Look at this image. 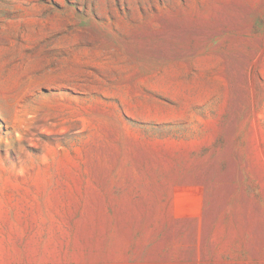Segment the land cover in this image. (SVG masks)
<instances>
[{"label":"rangeland","instance_id":"374dc122","mask_svg":"<svg viewBox=\"0 0 264 264\" xmlns=\"http://www.w3.org/2000/svg\"><path fill=\"white\" fill-rule=\"evenodd\" d=\"M0 264H264V0H0Z\"/></svg>","mask_w":264,"mask_h":264}]
</instances>
